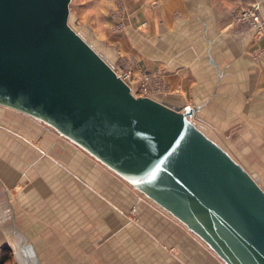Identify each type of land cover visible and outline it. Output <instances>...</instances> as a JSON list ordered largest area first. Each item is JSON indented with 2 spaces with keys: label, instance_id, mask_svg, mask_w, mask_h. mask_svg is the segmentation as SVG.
<instances>
[{
  "label": "crops",
  "instance_id": "0c3cea01",
  "mask_svg": "<svg viewBox=\"0 0 264 264\" xmlns=\"http://www.w3.org/2000/svg\"><path fill=\"white\" fill-rule=\"evenodd\" d=\"M110 1L109 24L120 22L124 35L95 47L108 61L127 55L135 70L153 75V97L197 108L193 119L215 132L246 130L264 140V34L237 19L254 3L264 18V0H140L137 9L135 1ZM4 248L15 264H226L85 150L0 106Z\"/></svg>",
  "mask_w": 264,
  "mask_h": 264
},
{
  "label": "water",
  "instance_id": "95a60500",
  "mask_svg": "<svg viewBox=\"0 0 264 264\" xmlns=\"http://www.w3.org/2000/svg\"><path fill=\"white\" fill-rule=\"evenodd\" d=\"M72 0H0V106L55 130L211 247L264 264V188L193 117L132 92L71 23Z\"/></svg>",
  "mask_w": 264,
  "mask_h": 264
},
{
  "label": "rangeland",
  "instance_id": "374dc122",
  "mask_svg": "<svg viewBox=\"0 0 264 264\" xmlns=\"http://www.w3.org/2000/svg\"><path fill=\"white\" fill-rule=\"evenodd\" d=\"M73 1V0H72ZM127 1V0H126ZM135 1L136 9L140 7V0H128ZM138 1V2H136ZM81 3V4H80ZM115 3H118L117 1ZM121 6H124V1L119 0ZM118 3V4H119ZM73 9L71 10V23L79 31L82 32L83 36L89 40L95 47L103 49L101 44L107 43L108 39L121 38L124 34L123 27L121 23L115 25L114 29L109 22H112L114 3L109 2V0H81V2L73 1ZM116 4V9L119 8ZM253 5V4H252ZM248 7H251L248 6ZM116 23V22H115ZM126 55V54H123ZM126 57V58H124ZM120 61H129L134 64L133 60L128 58V56H121ZM118 63V62H117ZM116 63V64H117ZM134 68V67H133ZM142 71H135V74L139 76ZM153 76L152 74H149ZM200 124H205L202 126L203 129L209 130L208 134L221 142L226 148L231 151V153L239 160L241 163L251 172L260 177L261 185L264 188V140L262 134L250 135L245 132L246 130L240 131L236 136L235 133L228 137L226 132H215L212 130L211 125L208 127V123L200 122ZM213 124V123H212ZM216 126H220L217 124ZM242 137V138H241ZM251 143L254 145L252 148ZM2 250V249H1ZM0 250V252H1ZM194 259L197 258V254H192ZM200 256V254H199ZM15 260V259H14ZM12 264H15V261ZM209 264H217L213 260L208 262Z\"/></svg>",
  "mask_w": 264,
  "mask_h": 264
},
{
  "label": "built area",
  "instance_id": "2783aa9c",
  "mask_svg": "<svg viewBox=\"0 0 264 264\" xmlns=\"http://www.w3.org/2000/svg\"><path fill=\"white\" fill-rule=\"evenodd\" d=\"M240 23H246L248 29L252 30L257 37L264 34V18L261 14V7L254 3L251 7H244L237 17ZM114 69L131 86L132 92L140 96H153V76L149 73L141 72L139 76L135 74L133 64L129 61H120L113 65Z\"/></svg>",
  "mask_w": 264,
  "mask_h": 264
},
{
  "label": "trees",
  "instance_id": "16d2710c",
  "mask_svg": "<svg viewBox=\"0 0 264 264\" xmlns=\"http://www.w3.org/2000/svg\"><path fill=\"white\" fill-rule=\"evenodd\" d=\"M13 253L9 249H2L0 252V264H12Z\"/></svg>",
  "mask_w": 264,
  "mask_h": 264
}]
</instances>
